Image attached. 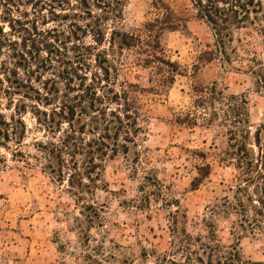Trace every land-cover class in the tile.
<instances>
[{"label": "rangeland", "instance_id": "374dc122", "mask_svg": "<svg viewBox=\"0 0 264 264\" xmlns=\"http://www.w3.org/2000/svg\"><path fill=\"white\" fill-rule=\"evenodd\" d=\"M10 1L0 0V264H89V256L108 264H154L155 255L169 252L176 233L204 235V223L214 225L224 245L235 244L246 260L264 264V234L242 232L240 214L228 207L241 181L234 166L220 160L226 130L187 119L195 117V87L215 84L225 95L243 98L248 144L256 154L253 136L264 124V38L253 30L264 32V18L234 30L228 58L201 64V54L214 51L215 42L190 0L122 1V17L108 22L102 45L94 42L95 19L78 18L77 8L59 12L54 0ZM163 7L180 26L159 33L157 56L163 63L145 65L144 27L166 16ZM65 13L67 20L60 18ZM113 29L133 36L137 46L121 50L116 38L107 52ZM105 51L119 70L115 89L138 86L129 101L137 105L143 131L127 144V153L104 159L100 181L76 201L66 179L60 181L57 159L45 160L38 151L59 137L38 120L54 107L56 88L65 101V94H81V82L101 76L98 63ZM71 66L74 74L68 76ZM174 70L173 83L160 87ZM12 116L25 130L16 124L15 135L6 140L3 121L11 123ZM207 166L208 176L196 182L199 168ZM225 200L229 205L223 206ZM234 233L241 235L238 243Z\"/></svg>", "mask_w": 264, "mask_h": 264}, {"label": "trees", "instance_id": "16d2710c", "mask_svg": "<svg viewBox=\"0 0 264 264\" xmlns=\"http://www.w3.org/2000/svg\"><path fill=\"white\" fill-rule=\"evenodd\" d=\"M72 1L77 7L72 4ZM122 1L124 0H54L53 8H58L59 12L77 8L81 12L78 18L85 20L87 15L95 19L94 42L96 45H102L105 42L108 22L114 24L122 17ZM190 1L197 12V17L211 28L215 42L214 51L201 54L199 58L201 64H208L218 56L228 58L227 46L233 43L234 30L240 29L241 27L238 26L241 24L258 20L259 16L264 18V11L259 0ZM163 8L166 16L154 19L144 27L148 39L143 46L147 53L145 65L155 61L163 63L162 58L157 56L159 33L164 29L174 31L180 26L179 21L173 18L170 9ZM93 10L98 11L99 15L94 16ZM69 17L66 13L60 15L63 20ZM85 28H88V25H85ZM154 28L158 30L155 35H153ZM114 29L109 33L107 52L112 50L116 38L119 39L121 50L124 47L131 49L137 46L132 42L133 36ZM253 33L259 38H264L262 31L253 30ZM137 42L143 45L140 39H137ZM57 53L60 54L59 50ZM103 53L102 55L105 56L102 62L98 63L101 76L95 75L89 84L81 82L77 88L81 94L74 97L65 94L63 95L66 98L65 101L61 99L62 97H58L59 90L56 88L53 97V100H56L53 103L54 107L49 114L41 112L44 119L38 120L51 128V132L59 134L56 142L39 145L38 151L45 160L52 156L57 159V173L60 181H63V178L66 179L76 201L83 200L90 192V184L96 186L100 181L104 159L115 156L119 151L127 153V144L133 143L134 138L143 131L138 126L137 105H133V100L131 103L129 101L130 94L134 95L138 91V86L124 83L123 89L117 91L115 87L119 70L114 57L110 59L106 51ZM168 66L173 67L170 63ZM73 71L71 66L65 72L71 76L74 74ZM173 73L167 81L164 80L160 84V87L166 84L170 86L173 83L177 70ZM68 90L74 92V88L70 86ZM193 91L195 117L191 119V114H188L187 119H190L194 126L197 124V119L201 118L207 124L206 128L216 123L217 126L226 130V146L222 151L223 159L220 160L223 163L232 164L241 181L232 197L234 203L229 205L228 200H225L223 206L228 204L229 208L231 206V209L238 211L237 213L241 216L239 228L242 232L252 236L256 233L264 234V135H262L264 124L255 130L253 136L252 145L257 150L255 154L248 144L250 132L245 100L233 95H225L222 90L217 89L215 84L209 87H195ZM111 104H116L118 109L111 111L109 109ZM50 105L52 103H46V106ZM17 114L19 115L18 112ZM10 122L3 121L6 140H9L11 135H15L13 127L16 124L25 130L20 118L12 116ZM64 124L67 125V130L62 131L61 127ZM214 148L217 149V147ZM208 170V166L199 168L200 177L195 181L200 182L202 178L208 176ZM251 187H253L255 199L249 191ZM221 208L220 210L224 212L225 210ZM204 227V235L192 236L186 231L176 233L170 243L169 252L155 255L154 264H256L246 260L238 251L237 245H224L216 235L212 223H204ZM233 235L238 243L241 235L238 233ZM88 260L89 264H108V261L101 258L94 259L89 256Z\"/></svg>", "mask_w": 264, "mask_h": 264}]
</instances>
